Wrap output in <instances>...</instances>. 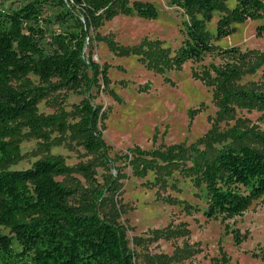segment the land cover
<instances>
[{
	"label": "trees",
	"instance_id": "16d2710c",
	"mask_svg": "<svg viewBox=\"0 0 264 264\" xmlns=\"http://www.w3.org/2000/svg\"><path fill=\"white\" fill-rule=\"evenodd\" d=\"M10 1L0 0V264H137L134 245L120 220L119 201L113 199L110 211L101 209L106 190L113 191L110 185L118 178L109 174L107 187L95 188L91 196L83 197L85 202L74 203L77 186L67 181L76 175L94 180L96 165H70L64 155L52 151L56 146L79 145L98 154L102 157L98 166L105 170L116 166L119 179L129 176L122 168L136 176L152 171L164 181L175 172L191 178L204 199L202 213L208 219L234 218L264 195V131L250 126L248 118H238L226 131L214 127L191 146L152 151L135 146L116 155L110 152L100 129L105 112L94 103L91 92L109 87L111 80L107 65L94 60L93 48L102 41L115 47L100 28L118 15L157 18L153 3ZM170 5L188 17L181 45L172 51L159 40L146 51L145 41L136 51L148 57L151 65L175 69L216 52L222 62H212L196 75L213 89L218 119L237 109L264 116V52L214 43L232 34L235 23L263 19L264 0H171ZM47 8L53 10L48 18ZM216 11L220 16L213 34L207 22ZM48 21L58 23L59 30L51 32ZM257 34L264 36V23L257 27ZM260 69V79H246ZM63 90L83 98L68 104V96L61 97ZM42 102L54 111H42ZM32 139L37 147L31 155L37 159L28 168H14L27 157L23 142ZM233 232L239 243L242 233L237 228ZM175 234L174 229L152 231L156 240ZM134 243L140 245V239ZM180 253L172 258L161 255L160 263L179 262Z\"/></svg>",
	"mask_w": 264,
	"mask_h": 264
},
{
	"label": "rangeland",
	"instance_id": "374dc122",
	"mask_svg": "<svg viewBox=\"0 0 264 264\" xmlns=\"http://www.w3.org/2000/svg\"><path fill=\"white\" fill-rule=\"evenodd\" d=\"M142 1L153 3L158 9V17L116 16L100 28L101 34L109 37L115 47L102 41L92 52L95 61L107 65L111 80L107 88H94L91 96L105 112L100 129L112 155L128 152L135 146L148 151L171 145L191 146L199 143L214 127L221 132L230 129L240 117L248 118L250 126L264 131V116L258 111L239 113L237 109L230 116L218 119L219 107L213 89L196 75L210 63L222 62L216 52L175 69L151 65L148 57L139 53L140 50L136 51L145 41L142 48L149 51L159 40L163 47L175 50L184 39V24L188 19L178 7L170 5L171 0ZM52 12L47 8L46 17ZM219 16L216 11L207 22L213 34L217 32ZM46 23L51 32L59 30L58 23ZM263 23L264 18L235 23L236 30L232 34L215 39L214 43L225 48L239 46L243 51L257 49L264 52V36L257 34V27ZM261 76L260 69L246 79L257 81ZM65 94L68 104L78 103L83 98L72 90L61 91V97ZM40 108L46 113L54 111L45 102ZM36 147L35 139L24 141L22 150L27 157L14 168L30 167L37 159L31 155ZM52 151L64 155L70 165H96L94 180L76 175L82 181L77 178L67 181L71 186H77L73 199L76 204L85 202L83 197L91 196L95 188L107 187L111 181L109 174L118 178L117 183L110 185L114 190H106L101 209L110 211L113 199L119 201L120 220L126 226L131 246L134 245L137 264H162L161 255L172 258L179 252L181 260L169 264H264V195L255 199L241 215L226 221L208 219L202 213L204 199L198 196L193 181L178 172L164 181L152 171L146 176H136L122 168L121 172L127 171L129 176L119 179L116 166L112 165L110 170L99 167L102 157L89 153L82 146H56ZM188 204L193 207H187ZM164 228L177 230V234L156 240L152 231ZM234 228L242 233L239 243ZM137 238L140 245L135 246ZM15 248H20L17 243Z\"/></svg>",
	"mask_w": 264,
	"mask_h": 264
}]
</instances>
